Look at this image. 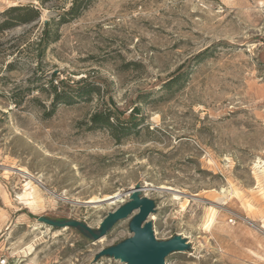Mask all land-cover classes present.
I'll return each instance as SVG.
<instances>
[{
	"label": "rangeland",
	"instance_id": "1",
	"mask_svg": "<svg viewBox=\"0 0 264 264\" xmlns=\"http://www.w3.org/2000/svg\"><path fill=\"white\" fill-rule=\"evenodd\" d=\"M71 2L0 0V24L41 12L0 30V264H123L96 256L133 216L98 241L38 219L97 230L137 185L156 239L191 245L166 264H264V0H95L60 24ZM51 81L100 91L54 110ZM113 108L140 113L121 141L90 123Z\"/></svg>",
	"mask_w": 264,
	"mask_h": 264
},
{
	"label": "water",
	"instance_id": "2",
	"mask_svg": "<svg viewBox=\"0 0 264 264\" xmlns=\"http://www.w3.org/2000/svg\"><path fill=\"white\" fill-rule=\"evenodd\" d=\"M142 189V185L132 189L129 201L116 211L109 213L97 230L75 220H53L40 217L38 222L53 229L72 228L86 238L98 241L105 237L117 223L133 216L129 224L133 237L102 250L96 256V260L108 257L119 260L123 264H166V258L169 255L189 251L191 245L182 236H175L167 241L156 239L153 223L149 221L150 216L156 212V204L154 200L141 196Z\"/></svg>",
	"mask_w": 264,
	"mask_h": 264
},
{
	"label": "trees",
	"instance_id": "3",
	"mask_svg": "<svg viewBox=\"0 0 264 264\" xmlns=\"http://www.w3.org/2000/svg\"><path fill=\"white\" fill-rule=\"evenodd\" d=\"M71 6L64 10L60 18V24H66L79 18L95 0H71ZM5 18L0 24V30L11 29L17 25H27L40 20L41 12L38 8L29 6H15L5 11L3 14ZM50 22L45 23L44 34L42 42L50 39ZM55 41V38L52 40ZM172 80L166 86L172 87L178 80ZM54 93V110L60 105H74L78 99H90L92 95L98 94L100 89L97 86H92L88 83H79L77 87H71L64 82H60L62 91H59V86L50 82ZM138 109H131L129 113L131 120H123V113H119L117 109L109 112H97L92 115L90 123L93 129L104 128L111 132L117 141H121V137L130 135L136 131L138 124L135 122V116L139 115ZM120 131V132H119Z\"/></svg>",
	"mask_w": 264,
	"mask_h": 264
},
{
	"label": "bare ground",
	"instance_id": "4",
	"mask_svg": "<svg viewBox=\"0 0 264 264\" xmlns=\"http://www.w3.org/2000/svg\"><path fill=\"white\" fill-rule=\"evenodd\" d=\"M111 197H109V198H107V200H109ZM90 202H99V201H93V200H91Z\"/></svg>",
	"mask_w": 264,
	"mask_h": 264
}]
</instances>
